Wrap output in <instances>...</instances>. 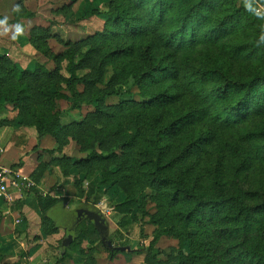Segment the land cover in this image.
<instances>
[{"label": "trees", "instance_id": "1", "mask_svg": "<svg viewBox=\"0 0 264 264\" xmlns=\"http://www.w3.org/2000/svg\"><path fill=\"white\" fill-rule=\"evenodd\" d=\"M132 1L109 0L106 11H90L89 16L107 19L104 31L84 42L67 43L69 48L55 56L42 48V42L49 38L48 32L41 27L34 29L31 37L36 48L52 59L58 69L64 62L66 77L57 78L54 71L38 66L33 72L20 71L6 57H0V101L17 106L20 119L33 126L39 136L59 137L75 129L78 133L90 132L88 138L99 142L102 150L114 143L122 152V157H118L91 151L88 159L75 161L80 166L103 164L98 166L102 181L87 185L84 199L89 206L75 215L57 211V200L52 197L42 196L36 189L25 190L26 194L34 196L42 210L43 232L54 234L57 226L62 225L66 241L72 247L70 250L86 257V264H94L97 254L102 253L111 261L128 250V240L119 230L109 235L108 247L100 240L102 230L92 207L100 202L104 189L111 191L106 186L108 178L128 179L136 173L131 169L137 166L136 185L131 190H119L125 199L122 203H114L113 210L127 215L136 209L156 228L149 245L139 249L146 253L145 264H264V178H259L255 172L252 183L246 172L249 163H263L264 157H259L258 150L244 145V140L249 143L252 139H259L264 145V129L247 136L242 125L246 118L264 114V93L255 99L252 91L264 82V75L234 83L216 68L181 79L177 69L164 63L173 51V42H168L165 35L174 30L175 25H179L184 34L186 18L182 19L179 13L178 17L167 16L153 5L147 16L158 13L155 23L148 27L145 21L141 25L137 19L139 26L134 19L141 16L136 17L128 9ZM207 1L198 2L211 6ZM170 2L175 10L180 4L185 6L188 0ZM218 2L228 4V23L237 24L239 15L244 12L240 0ZM191 10L190 7L189 12ZM33 17L27 14L28 19ZM106 35L113 38L105 40ZM254 42L253 46L260 47L261 44ZM108 66L112 67V76L106 81L105 68ZM202 69L205 68H199ZM78 72L84 73L78 76ZM10 78L16 83L6 86ZM25 81H29L28 86ZM99 85L106 88L99 89ZM230 86L238 89L230 91ZM78 87H82V92ZM241 90H246L247 94L231 102ZM110 98L117 99L116 106L105 105ZM38 99L47 110L36 109L29 116V105ZM60 100L71 101L70 110L86 104L94 111L75 126L62 127L58 110L54 115L48 113L49 106ZM23 102L26 105L23 106ZM224 108L231 113L230 117H223ZM232 115L237 117L232 118ZM180 120L183 123L179 125ZM184 126V133L177 135ZM229 148L234 156L232 169L224 163L225 158H231L226 154ZM106 160L110 162L107 165ZM111 166L117 170L111 172ZM43 168L40 164L36 170L41 173ZM38 172L36 177H39ZM146 190L154 193L150 199L157 213L138 210L142 209L138 198L142 199ZM11 206L10 211L20 207L15 202ZM46 212L50 218L45 216ZM82 216L88 218L90 226L76 233L75 224ZM164 235L178 242L175 249L170 250L172 256H167V262L161 260V253L155 249L157 240ZM85 239L97 243L96 247L80 250ZM66 257V253L60 256L56 264Z\"/></svg>", "mask_w": 264, "mask_h": 264}, {"label": "rangeland", "instance_id": "2", "mask_svg": "<svg viewBox=\"0 0 264 264\" xmlns=\"http://www.w3.org/2000/svg\"><path fill=\"white\" fill-rule=\"evenodd\" d=\"M144 1L146 2L143 3ZM198 1L201 0H188L185 6L180 4V7L173 10L170 0H134L132 1L133 4L129 5V7H131L128 9L136 17L141 16L140 18L134 19L139 26H141L144 21L145 26L148 27L155 23L156 18L159 16L158 13L154 14L153 17L147 16L148 11L150 12L153 5L157 7L159 12L162 11L164 14H167V16L171 14L173 17H178L179 13L182 19L186 18L187 22H185L184 25V34L182 30H180L181 27L175 25V29L165 35L168 42H173V51H171V55H168L169 57L165 59L164 63L173 68V70L177 69L180 72L181 79L183 77L185 79L192 77L194 73H196V76L202 75L203 72L206 73L216 68L218 71H221V74H224L229 81H233L234 83L239 81L248 82L255 76L264 75V44H261L260 47L253 46L256 44L254 41H258L260 33L264 31V19L256 17L253 12L246 10L244 7L247 2L252 4L253 8L264 11L262 0H240L239 3L244 12L239 15L237 24L235 25L228 23L230 19L228 4L223 5L219 3L218 0H208L207 2H211L209 4L211 6H208L207 3H203L202 5ZM139 2L143 4L141 5ZM108 5L109 0H4V2L1 3L2 8L0 7V12H4L3 14L9 17L10 20L8 21L18 24L23 23L24 25L27 24L23 35H16L13 39H9V43L17 47L20 45L22 52H24L27 58L23 57L25 59L23 62L22 60L13 62L6 55L7 50L5 48L4 53L2 52V57H6L13 65L19 68L20 71L33 72L35 71V66H38L45 70L54 71L57 78L66 77L64 62L59 64L58 69V65H56L52 59L44 56L40 52V49L36 48V44L32 41L31 37L34 29L41 27L48 32L49 38H46L42 42V48L48 49L51 55L55 56L69 48L67 47V43L76 44L84 42L87 38L102 33L107 19L103 16H89V13L93 10L106 11ZM190 7L192 10L189 12ZM231 11H233V8ZM28 13L33 14L34 17L28 19ZM137 19L141 25L137 23ZM222 22H224V24H222ZM111 38H113L111 35H106L105 40ZM215 38H220V40ZM118 44H120V42H118ZM20 48H18V50ZM201 67L205 69L200 71L199 68ZM105 71L104 79L107 81L112 76V67H106ZM83 73L84 72H78L77 75L82 76ZM14 83H16L14 79L10 78L6 86H11ZM25 84L28 86L29 81H25ZM228 84L230 83L228 82ZM59 85L64 89L63 84L60 83ZM98 88L105 89L106 86L99 85ZM116 88H118V86ZM237 89L236 86H230V91H235ZM78 90L82 92V87H78ZM252 91L255 92L253 94L255 99L263 96L264 82L260 85H256ZM132 92H135V89H133ZM243 93H246V90H241L240 95L236 97H230L231 102L237 101L243 96ZM31 99H33V97ZM135 100L140 101L137 100V98H135ZM254 100H252L251 103L254 102ZM24 103L26 102H23V106L26 105ZM70 103L71 101L69 100H60L58 103L54 102L53 106H49V115H54L57 110L60 113L59 125L62 127H73L94 111L92 106L86 104H81L79 108L70 110ZM105 105L116 106L117 99L110 98L106 100ZM36 109L47 110L39 99L29 105V116H32ZM225 115H227V117L231 116V113H228L226 108H224L223 117ZM178 116L181 117V114H178ZM235 117H237V115H232V118ZM178 123L179 125L182 124L183 120H180ZM242 125L247 136L260 129H264V114L246 118ZM93 126L95 127V125H92V127ZM4 128L13 130V132L21 138V143L23 145L26 146L32 143V146H30L31 148L29 147V149H27V154L31 153L33 155L36 168L40 164L44 165L41 173L37 170L36 172L39 173V180L44 179L46 184L49 183L47 189L43 192L45 193L44 196H50L55 191L59 190L66 180L70 182L69 184L67 183L70 187L73 186V189L71 191L69 190L68 193H74V196L83 195L85 188L90 182L99 183L102 181V173L98 168V166L103 165L102 163H89L84 166L75 164L76 160L88 159L91 151L102 153L105 156L115 154L118 157H122V152L120 149L114 147V143L105 146L104 150H102L99 142H96L93 138H88L87 135L90 132L78 133V131L72 129L73 131H67L59 135V137H56V135L39 136L33 126L26 125L20 119L17 106L12 103L3 104L0 101V129ZM96 128L100 129L98 126H96ZM185 129L186 126H184L181 131H178L177 135L184 133ZM36 136V142L30 141V138H36ZM247 140L250 139L248 138ZM244 142L246 148H253L255 151L258 150L259 157H264V145L259 139L258 141L252 139L249 143H247L246 140H244ZM232 152L231 148L227 149L226 154L231 158L224 159V163H226L230 169H232L234 165V160L232 158L234 156H231ZM262 161H264V159H262ZM105 163L107 165V163L110 162L106 160ZM21 166V161H18L17 165L10 166L6 169H13L12 167H16V169L13 170H17ZM247 167H249V170H246V172L248 176L250 175V179L252 178V183L254 181L255 172L259 174V178H264V162L249 163ZM116 170L114 166L110 167L111 172H115ZM131 170L136 173L139 172L137 166ZM36 172L34 176H32L34 179H36ZM136 173L128 179L116 180L113 179V177L110 179L108 178L106 186L111 190L110 192L120 189L131 190L133 185H136L135 179L138 175ZM233 173L234 171H232V174ZM34 179H31L32 182H37ZM153 196L154 193L146 190L143 194V198H138L142 206V209H138L139 212L144 213V211H147L149 214L157 213L156 206L150 199V197ZM4 204H7V201L0 198V255L2 257L0 259V264H18L16 257L8 258V256L4 254V249L8 248L6 235L10 232V224L13 223L9 218H6L7 214L6 208H3ZM56 209L59 211L57 207ZM135 213L136 220H141V222L138 221L140 228L142 227L140 233L142 235L139 237L147 238L148 235H143L145 231L150 232L152 229L150 227L156 228L148 223V217H141L137 211ZM143 219L147 221L143 222ZM167 222L168 219L164 221L165 224ZM82 228V223L76 225V233ZM17 233L18 232L15 230L14 235H17ZM15 237L17 239L21 238L19 233ZM177 243V240L169 235L161 236L157 240L155 249L161 253L162 261H168L167 256H172L170 250L175 249ZM32 244V241L26 238V252L31 248ZM131 248H138V246L132 244ZM22 255H25V253H22ZM61 255L63 256V253L60 255L54 254L50 257L46 254L45 256H41V262L38 264H56Z\"/></svg>", "mask_w": 264, "mask_h": 264}, {"label": "crops", "instance_id": "3", "mask_svg": "<svg viewBox=\"0 0 264 264\" xmlns=\"http://www.w3.org/2000/svg\"><path fill=\"white\" fill-rule=\"evenodd\" d=\"M3 2L4 0H0L1 8V3ZM3 13L0 12V19H6L7 22L11 23L8 21L10 20L9 17ZM17 24L18 23L13 22L11 24H0V56L2 57V52L4 53L5 48L7 50L6 55L13 62L20 60L23 62L25 61L23 57L27 58V56L22 52L20 45L17 47L16 45L9 43V39H13L16 36L14 34V26ZM19 25L23 28V31L19 35H23L27 24L24 25L23 23H19ZM5 29H7V31H5ZM18 48L20 49L18 50ZM35 139H37V136L36 138H30V141L36 142ZM31 144L32 143H29L26 146L23 145L21 143V138L9 128L0 129V171L9 168L10 166H15L18 161H21V167L17 170H13L16 169V167H12L13 169L11 170L27 177L29 180L34 179L32 176H34L37 168L34 164L33 155L31 153L27 154V149L32 146ZM34 180L37 181L33 182L35 185L34 189H36L42 196L45 195L43 192L47 189L49 183L46 184L44 179L39 180V177H36ZM67 181L68 180L64 182L59 190L55 191L50 196L57 200L55 207H57L63 215H75L81 210V208L89 206L84 199L87 187L85 188L83 197L74 196V193H68L69 190L71 191L73 189V186L70 187V185H68L70 182ZM21 189L20 192H15L12 201H7V204L3 205V208H6V218H9L13 222L10 224V232L6 235L8 248L4 249V254H6L8 258L16 257L18 264H38L41 262V256H45L46 254L50 257L54 254L60 255L66 253L67 257L61 260L59 264H86V257L75 250H70L72 247L68 244L69 241H66V231L62 225L57 226V232L54 234H46L43 232L41 227L42 210L39 208L34 196L32 194H26L24 187H21ZM124 199L125 196L121 191L114 190L113 192H110L107 189H104V195L100 202L92 207L95 212V217L102 227L100 240L104 241V244H106L107 247L109 235L116 230H119L129 243V249L121 252L111 261L107 260V257L99 252L100 254H97L94 257V264H145L144 260L146 253L144 250L139 251V249H145L149 245L152 240L154 228L146 224L148 227L152 228V232L145 231L143 235H148L147 238L139 237L142 235L140 234L142 227L140 228L138 222H141V220H136V209L127 215L118 214L113 210V204L122 203ZM14 202L18 203L20 207L17 210L10 211V206ZM48 213L49 212H46L45 216L49 217ZM86 213L90 214L89 211H86ZM146 221V219H143V222ZM79 223H82V230H85L90 226L89 220L85 216H82L77 220L75 227ZM15 230L19 233L21 238L17 239L15 237L18 235V233L17 235H14ZM26 238H29L33 243L27 252L25 247ZM132 244L137 245L138 248H131ZM96 245L97 243L92 244L89 240L85 239L79 248L80 250L85 248L93 249ZM22 253H25V255H22Z\"/></svg>", "mask_w": 264, "mask_h": 264}, {"label": "built area", "instance_id": "4", "mask_svg": "<svg viewBox=\"0 0 264 264\" xmlns=\"http://www.w3.org/2000/svg\"><path fill=\"white\" fill-rule=\"evenodd\" d=\"M34 189L35 185L27 177L22 176L11 169H2L0 171V197L10 202L13 200L15 192ZM44 196V195H43Z\"/></svg>", "mask_w": 264, "mask_h": 264}, {"label": "clouds", "instance_id": "5", "mask_svg": "<svg viewBox=\"0 0 264 264\" xmlns=\"http://www.w3.org/2000/svg\"><path fill=\"white\" fill-rule=\"evenodd\" d=\"M244 7L246 8V10L253 12L256 15V17L260 19H264V11L253 8L252 4L247 3V2L245 3ZM6 23H7L6 19L0 20V24H6ZM14 29H15V33H14L15 35H19L23 31L22 26L19 24L15 25ZM5 31H7V29H5ZM257 44L258 45L264 44V31L260 33Z\"/></svg>", "mask_w": 264, "mask_h": 264}]
</instances>
